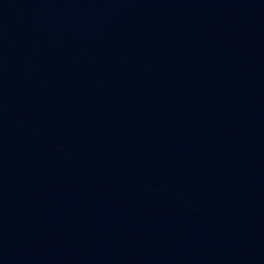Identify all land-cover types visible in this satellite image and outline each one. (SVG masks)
Segmentation results:
<instances>
[{"label": "water", "instance_id": "1", "mask_svg": "<svg viewBox=\"0 0 264 264\" xmlns=\"http://www.w3.org/2000/svg\"><path fill=\"white\" fill-rule=\"evenodd\" d=\"M0 264H264V0H0Z\"/></svg>", "mask_w": 264, "mask_h": 264}]
</instances>
